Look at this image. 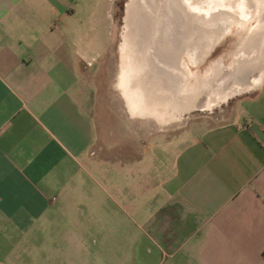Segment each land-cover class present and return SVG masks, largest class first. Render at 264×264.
<instances>
[{"label":"crops","instance_id":"0c3cea01","mask_svg":"<svg viewBox=\"0 0 264 264\" xmlns=\"http://www.w3.org/2000/svg\"><path fill=\"white\" fill-rule=\"evenodd\" d=\"M249 3L250 19L236 20L233 69L223 70L236 72V82L213 94L203 65L185 82L189 111L199 97L214 108V96L239 88L218 103L229 104L218 122L208 111L176 130L173 120L131 116L115 73L122 114L163 126L131 133L137 144L119 160L86 156L97 132L85 75L114 57V19L127 7L132 18L149 19L144 46L154 38L150 19L204 18L181 0H0V264H47L43 248L80 245L98 215L107 218V237L114 211L142 258L264 264V0ZM154 46L146 49L156 54ZM149 75L152 89L164 76L154 67Z\"/></svg>","mask_w":264,"mask_h":264},{"label":"rangeland","instance_id":"374dc122","mask_svg":"<svg viewBox=\"0 0 264 264\" xmlns=\"http://www.w3.org/2000/svg\"><path fill=\"white\" fill-rule=\"evenodd\" d=\"M121 30L122 19H118L115 23L116 36L112 46L114 57L107 60V66L105 64L94 66L91 68L92 71H87L85 75L86 78L92 80L87 107L90 109L97 132L96 140L86 151L87 157L125 159L128 154H131L127 151V149L130 150L129 145L137 144L134 142L136 138L133 136L132 140L128 139L131 133L135 135L140 133L142 135L153 132L154 134V131L163 128V126L156 124L152 120H136L130 117L127 119L122 114V100L117 88H115L116 79H113V77H116L115 73H119L117 67L119 66L118 58L120 57L118 47ZM216 90L221 89L210 88V92H214L213 94L216 93ZM203 99L204 97H199L197 103H195L196 107H194V110L181 114L178 119L172 121V126L179 130L186 122L189 125L192 123L191 120L204 116L208 111H212L210 114L212 120L210 121L216 123L219 121L220 113H224L229 109V104H216L214 108H204L202 105ZM152 139L153 136H150L149 142ZM117 170L113 169L115 174L120 175V169L118 172ZM103 171V169H97L92 175L101 178ZM94 219L96 221H93L94 223L90 224L89 231H86L87 240L81 242L80 245L75 242L71 246L51 247L47 245L48 247L43 248L46 259H49L47 264H166L159 262L153 256L141 257V248H138L134 243L135 237H133L131 232L125 234L122 225L124 220L115 211L112 217L113 230L111 233L107 232V237L104 231L105 219L107 218L98 215ZM75 231L79 232V229L75 228ZM79 233L82 234V230ZM126 239L128 245L129 241L130 244L134 243L132 248L127 245ZM33 264L41 263L34 261Z\"/></svg>","mask_w":264,"mask_h":264},{"label":"bare ground","instance_id":"6f19581e","mask_svg":"<svg viewBox=\"0 0 264 264\" xmlns=\"http://www.w3.org/2000/svg\"><path fill=\"white\" fill-rule=\"evenodd\" d=\"M181 2L187 13L201 16L204 20L226 15L242 23L251 17L250 0H181ZM126 13L127 16L122 19L118 47L120 56L118 88L126 99L128 112L131 116H153L159 124H164L166 120H176L190 110V97L185 92L187 78L185 71L174 60L164 62L157 53H150L145 49L143 42L150 30L149 19L132 18L131 7L126 8ZM242 55L238 53V58ZM153 67L161 69L164 76L157 80L155 83L158 84L157 87L152 89L148 72L149 68ZM164 77L167 79L166 82ZM238 91L239 88L236 87L222 97L214 96L207 107L218 104L223 97Z\"/></svg>","mask_w":264,"mask_h":264},{"label":"flooded vegetation","instance_id":"af4514ba","mask_svg":"<svg viewBox=\"0 0 264 264\" xmlns=\"http://www.w3.org/2000/svg\"><path fill=\"white\" fill-rule=\"evenodd\" d=\"M114 20L116 23V19ZM164 20L168 22L164 23ZM150 21H153L151 32L154 38L145 40V49L155 45L154 48L163 61L174 60L187 73L186 84H190L200 75L202 65L209 67L207 82L210 87L236 82V72H223L225 69H233L229 60L236 50L234 18L223 15L205 21H192L179 15L178 19H150ZM165 29L168 32L164 33ZM193 30L195 32L192 34ZM201 50H205L206 54L200 59L194 53Z\"/></svg>","mask_w":264,"mask_h":264},{"label":"trees","instance_id":"16d2710c","mask_svg":"<svg viewBox=\"0 0 264 264\" xmlns=\"http://www.w3.org/2000/svg\"><path fill=\"white\" fill-rule=\"evenodd\" d=\"M116 20H118V19H116Z\"/></svg>","mask_w":264,"mask_h":264}]
</instances>
